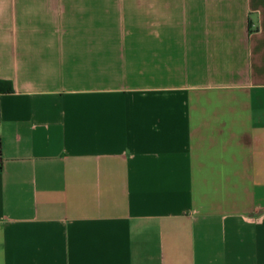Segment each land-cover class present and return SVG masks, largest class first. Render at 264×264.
Here are the masks:
<instances>
[{"label": "crops", "instance_id": "crops-1", "mask_svg": "<svg viewBox=\"0 0 264 264\" xmlns=\"http://www.w3.org/2000/svg\"><path fill=\"white\" fill-rule=\"evenodd\" d=\"M100 2L0 0V264H264V0Z\"/></svg>", "mask_w": 264, "mask_h": 264}, {"label": "rangeland", "instance_id": "rangeland-1", "mask_svg": "<svg viewBox=\"0 0 264 264\" xmlns=\"http://www.w3.org/2000/svg\"><path fill=\"white\" fill-rule=\"evenodd\" d=\"M139 0H101L100 22L95 34H139L131 28L139 27ZM86 27L88 24H85Z\"/></svg>", "mask_w": 264, "mask_h": 264}]
</instances>
